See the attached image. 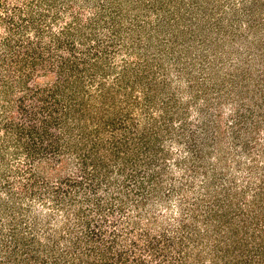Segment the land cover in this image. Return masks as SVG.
Instances as JSON below:
<instances>
[{"label": "rangeland", "instance_id": "1", "mask_svg": "<svg viewBox=\"0 0 264 264\" xmlns=\"http://www.w3.org/2000/svg\"><path fill=\"white\" fill-rule=\"evenodd\" d=\"M121 168L186 264H264V0H0V264Z\"/></svg>", "mask_w": 264, "mask_h": 264}, {"label": "trees", "instance_id": "2", "mask_svg": "<svg viewBox=\"0 0 264 264\" xmlns=\"http://www.w3.org/2000/svg\"><path fill=\"white\" fill-rule=\"evenodd\" d=\"M118 172L122 176L121 180L108 173L100 174V170L95 169L89 173L83 172L79 180L69 179V191L64 195L68 197V203L58 205L59 202H55L59 211H66V216L62 213L66 217L65 224L56 231L46 219L45 242L33 235L19 245L21 242H18L13 232L10 245L7 246L10 250L7 262L186 264L187 253H182L181 248L185 246L183 236L176 239V235H152V222L155 221L147 220L143 224L140 218L136 219L133 215V211L139 205H145L156 193V189L145 187L144 180L136 179L133 173L126 174L125 169H118ZM132 184L139 186L137 194L129 188ZM62 244L64 248L59 252L58 248Z\"/></svg>", "mask_w": 264, "mask_h": 264}]
</instances>
